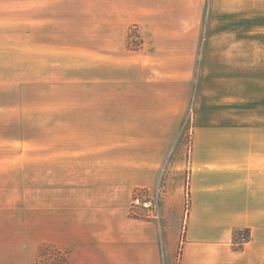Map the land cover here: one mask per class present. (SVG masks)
<instances>
[{
  "label": "crops",
  "instance_id": "0c3cea01",
  "mask_svg": "<svg viewBox=\"0 0 264 264\" xmlns=\"http://www.w3.org/2000/svg\"><path fill=\"white\" fill-rule=\"evenodd\" d=\"M140 1L120 23L126 44L132 23L146 39L132 57L136 87L102 91L99 106L119 113V124L49 132L56 165L41 170L39 212L26 205L23 217L2 216L9 208L0 207V264H36L44 246L68 250L69 264H264V124H225L222 109L242 96L240 66H264V0ZM200 40L204 76L186 164L192 207L178 252L182 217L165 206L159 220L133 218L129 203L136 187L163 176L189 100L175 85H187ZM178 49L190 50L182 74ZM240 229L251 236L236 249Z\"/></svg>",
  "mask_w": 264,
  "mask_h": 264
},
{
  "label": "rangeland",
  "instance_id": "374dc122",
  "mask_svg": "<svg viewBox=\"0 0 264 264\" xmlns=\"http://www.w3.org/2000/svg\"><path fill=\"white\" fill-rule=\"evenodd\" d=\"M144 3L140 0H0V207L2 212L3 208H9L2 216L13 210L17 217H23L26 205L39 212L41 170L56 165L48 155L56 148L50 131H65L68 124H119V113L100 111V104L104 105L101 95L102 91L111 94L115 89L136 87L138 68L132 57L137 56L135 51L144 49L146 39L140 26L132 23L128 39L132 48L139 46L130 48L128 39L126 44L120 34V23L133 18L136 5ZM131 26L136 29L129 37ZM204 46L205 42L200 40L187 85L180 81L175 85V95L187 94L189 100L163 176L153 187H136L129 203V216L133 217L132 198L136 192L143 191L159 199V219L165 206H169L171 219L178 221L182 217L178 252L181 241L186 239V220L192 207L190 171L186 164L193 148L200 103ZM152 47L148 45L147 50H153ZM189 52L177 50V73L182 74L183 60L189 57ZM128 58L133 61L127 65ZM262 65L256 66V74L254 66H240L238 89L242 96L232 103L225 99L222 105L225 124H236L233 119L238 118L239 124H264ZM170 99L173 103L175 98ZM35 216L39 217V213ZM246 236L249 241L250 231ZM247 241L237 239L243 245ZM46 247L49 252L40 249L37 254L38 264H69L68 250Z\"/></svg>",
  "mask_w": 264,
  "mask_h": 264
},
{
  "label": "built area",
  "instance_id": "2783aa9c",
  "mask_svg": "<svg viewBox=\"0 0 264 264\" xmlns=\"http://www.w3.org/2000/svg\"><path fill=\"white\" fill-rule=\"evenodd\" d=\"M130 215L144 219H159L161 216L159 199L146 195L143 191L136 192L130 205ZM241 241L245 242L247 238L242 235Z\"/></svg>",
  "mask_w": 264,
  "mask_h": 264
},
{
  "label": "trees",
  "instance_id": "16d2710c",
  "mask_svg": "<svg viewBox=\"0 0 264 264\" xmlns=\"http://www.w3.org/2000/svg\"><path fill=\"white\" fill-rule=\"evenodd\" d=\"M134 29H136V26H134V27H130V34H129V37H132V32L134 31ZM131 41H130V38L128 39V44H129V47L130 48H132L131 46ZM140 44H141V42H140ZM139 45H137V47H138ZM137 47L136 48H132V49H137ZM249 233V230H236V231H234V246L235 245H237L236 246V249H239L240 247H242L243 246V244L242 243H237V239L238 238H241L242 237V234H245L244 236L247 238V236H246V234H248ZM40 252H49V247H46V246H44V247H42L41 248V251ZM58 256V253H56V257ZM39 263V261H36V264H38ZM58 264H59V262H58Z\"/></svg>",
  "mask_w": 264,
  "mask_h": 264
}]
</instances>
